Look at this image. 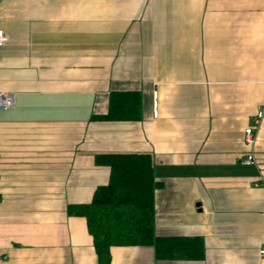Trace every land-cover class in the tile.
<instances>
[{
  "label": "crops",
  "instance_id": "obj_1",
  "mask_svg": "<svg viewBox=\"0 0 264 264\" xmlns=\"http://www.w3.org/2000/svg\"><path fill=\"white\" fill-rule=\"evenodd\" d=\"M0 30L16 98L0 111V264H99L69 207L108 184L96 157L112 154L151 156L156 234L205 253L113 247L110 264H264V120L245 138L264 108V0H0ZM113 93H138L140 118L104 120Z\"/></svg>",
  "mask_w": 264,
  "mask_h": 264
},
{
  "label": "trees",
  "instance_id": "obj_2",
  "mask_svg": "<svg viewBox=\"0 0 264 264\" xmlns=\"http://www.w3.org/2000/svg\"><path fill=\"white\" fill-rule=\"evenodd\" d=\"M138 93H113L108 121L140 118ZM98 166L110 169L109 182L96 189L91 203L70 206L69 213L87 222L99 264H110L113 247H152L160 260H201V238H164L155 231V193L159 186L149 155H99Z\"/></svg>",
  "mask_w": 264,
  "mask_h": 264
},
{
  "label": "built area",
  "instance_id": "obj_3",
  "mask_svg": "<svg viewBox=\"0 0 264 264\" xmlns=\"http://www.w3.org/2000/svg\"><path fill=\"white\" fill-rule=\"evenodd\" d=\"M9 43V37L5 34L3 30H0V48H3ZM156 98V94H155ZM16 98L13 93L4 92L0 90V111H9L15 107ZM157 106L155 103V113ZM264 120V108H260L253 119V124L245 131V138L248 145H253L255 131L260 128ZM242 164L248 167L256 166L257 161L254 154L250 153L242 161ZM259 254L264 257V245L262 246Z\"/></svg>",
  "mask_w": 264,
  "mask_h": 264
}]
</instances>
